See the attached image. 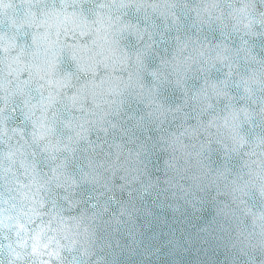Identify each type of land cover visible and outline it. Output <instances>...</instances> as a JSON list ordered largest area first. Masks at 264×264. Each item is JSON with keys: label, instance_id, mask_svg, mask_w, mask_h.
<instances>
[{"label": "clouds", "instance_id": "clouds-1", "mask_svg": "<svg viewBox=\"0 0 264 264\" xmlns=\"http://www.w3.org/2000/svg\"><path fill=\"white\" fill-rule=\"evenodd\" d=\"M0 264H264V0H0Z\"/></svg>", "mask_w": 264, "mask_h": 264}]
</instances>
